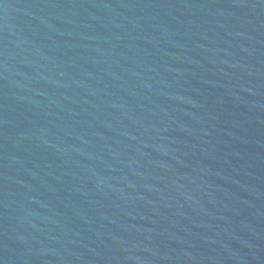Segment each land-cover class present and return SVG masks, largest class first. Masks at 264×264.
Here are the masks:
<instances>
[{
	"label": "water",
	"instance_id": "95a60500",
	"mask_svg": "<svg viewBox=\"0 0 264 264\" xmlns=\"http://www.w3.org/2000/svg\"><path fill=\"white\" fill-rule=\"evenodd\" d=\"M0 264H264V0H0Z\"/></svg>",
	"mask_w": 264,
	"mask_h": 264
}]
</instances>
